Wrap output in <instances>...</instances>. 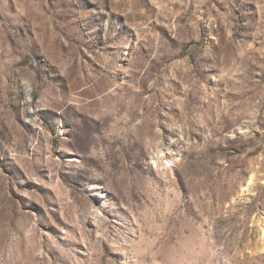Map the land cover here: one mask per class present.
Instances as JSON below:
<instances>
[{"label": "rangeland", "instance_id": "obj_1", "mask_svg": "<svg viewBox=\"0 0 264 264\" xmlns=\"http://www.w3.org/2000/svg\"><path fill=\"white\" fill-rule=\"evenodd\" d=\"M0 264H264V0H0Z\"/></svg>", "mask_w": 264, "mask_h": 264}]
</instances>
